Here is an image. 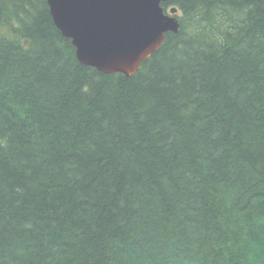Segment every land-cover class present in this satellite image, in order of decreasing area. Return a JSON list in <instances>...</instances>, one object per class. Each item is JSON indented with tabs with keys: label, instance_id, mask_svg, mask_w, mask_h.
Masks as SVG:
<instances>
[{
	"label": "trees",
	"instance_id": "1",
	"mask_svg": "<svg viewBox=\"0 0 264 264\" xmlns=\"http://www.w3.org/2000/svg\"><path fill=\"white\" fill-rule=\"evenodd\" d=\"M161 6L124 75L0 0V264H264V0Z\"/></svg>",
	"mask_w": 264,
	"mask_h": 264
},
{
	"label": "water",
	"instance_id": "2",
	"mask_svg": "<svg viewBox=\"0 0 264 264\" xmlns=\"http://www.w3.org/2000/svg\"><path fill=\"white\" fill-rule=\"evenodd\" d=\"M54 25L78 61L99 72L134 73L179 25L169 0H46ZM166 12V15H164Z\"/></svg>",
	"mask_w": 264,
	"mask_h": 264
},
{
	"label": "bare ground",
	"instance_id": "3",
	"mask_svg": "<svg viewBox=\"0 0 264 264\" xmlns=\"http://www.w3.org/2000/svg\"><path fill=\"white\" fill-rule=\"evenodd\" d=\"M161 4H162V3H161ZM162 8H163V7H162ZM173 8L176 9V12H175L174 14H172L171 16L174 17L175 20L178 22V19H177V16H178L177 11H178V9H177L175 6H171V7H168V8H166V9H163V10H164V11H167V13H169L170 9H173ZM164 11H163V13H164V15H166V12H164ZM178 25H179V22H178ZM177 32H178V31H177ZM73 48H74V47H73ZM158 48H159V47H158ZM74 49H75V48H74ZM75 55H76V51H75ZM76 58H77V57H76ZM77 60H78V59H77ZM143 61H144V60H143ZM143 61H142V62H143ZM142 62H141V63H142ZM140 65H141V64H140ZM140 65H139V66H140ZM92 68H93V67H92ZM138 68H139V67H138ZM94 69H95V68H94ZM137 70H138V69H137ZM137 70H136V71H137ZM97 71H98V70H97ZM136 71H135V72H136ZM98 72H99V71H98ZM135 72H134V73H135ZM100 73H102V72H100ZM134 73H132V74H134ZM104 74H105V73H104ZM110 74H112V73H110ZM120 74H122V73H120ZM124 75H125V74H124ZM129 75H131V74H129Z\"/></svg>",
	"mask_w": 264,
	"mask_h": 264
},
{
	"label": "rangeland",
	"instance_id": "4",
	"mask_svg": "<svg viewBox=\"0 0 264 264\" xmlns=\"http://www.w3.org/2000/svg\"><path fill=\"white\" fill-rule=\"evenodd\" d=\"M7 33H10L12 32V30H10L9 28L8 29H5ZM10 31V32H9Z\"/></svg>",
	"mask_w": 264,
	"mask_h": 264
}]
</instances>
